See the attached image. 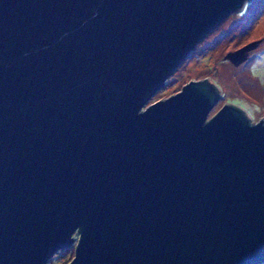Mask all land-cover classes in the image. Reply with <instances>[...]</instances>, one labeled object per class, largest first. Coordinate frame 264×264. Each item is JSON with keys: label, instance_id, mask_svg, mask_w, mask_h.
<instances>
[{"label": "water", "instance_id": "95a60500", "mask_svg": "<svg viewBox=\"0 0 264 264\" xmlns=\"http://www.w3.org/2000/svg\"><path fill=\"white\" fill-rule=\"evenodd\" d=\"M244 1L0 0V264L264 260V115L206 76L143 106Z\"/></svg>", "mask_w": 264, "mask_h": 264}, {"label": "rangeland", "instance_id": "374dc122", "mask_svg": "<svg viewBox=\"0 0 264 264\" xmlns=\"http://www.w3.org/2000/svg\"><path fill=\"white\" fill-rule=\"evenodd\" d=\"M256 39L257 46L239 63L233 64L224 57L227 51ZM205 76L219 91V98L207 117L224 102L240 106L253 121L264 115V0H245L241 7L228 12L210 27L143 106L179 90L189 78ZM72 235L74 239L66 247L51 252L44 264H66L70 260L77 230Z\"/></svg>", "mask_w": 264, "mask_h": 264}, {"label": "trees", "instance_id": "16d2710c", "mask_svg": "<svg viewBox=\"0 0 264 264\" xmlns=\"http://www.w3.org/2000/svg\"><path fill=\"white\" fill-rule=\"evenodd\" d=\"M214 85H215V83H213ZM216 86V85H215ZM234 104V103H233ZM236 105V104H235ZM238 106V105H237ZM240 107V106H239ZM258 120V119H257ZM257 120H255V121H253V120H251V118H250V116H249V119H248V121L250 122V123H252V122H256ZM260 264H264V260L262 261V262H260Z\"/></svg>", "mask_w": 264, "mask_h": 264}, {"label": "flooded vegetation", "instance_id": "af4514ba", "mask_svg": "<svg viewBox=\"0 0 264 264\" xmlns=\"http://www.w3.org/2000/svg\"><path fill=\"white\" fill-rule=\"evenodd\" d=\"M256 46H257V44H256ZM256 46H255V47H256ZM255 47H253V48H255ZM253 48H251L250 50H248V54L251 53V50H252ZM218 98H219V96H218ZM218 98H217V99H218ZM216 101H217V100H216Z\"/></svg>", "mask_w": 264, "mask_h": 264}]
</instances>
